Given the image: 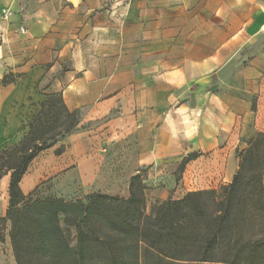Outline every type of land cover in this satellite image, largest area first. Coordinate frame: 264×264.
<instances>
[{
  "label": "crops",
  "instance_id": "0c3cea01",
  "mask_svg": "<svg viewBox=\"0 0 264 264\" xmlns=\"http://www.w3.org/2000/svg\"><path fill=\"white\" fill-rule=\"evenodd\" d=\"M109 1L0 0V79L18 76L0 86V142L29 125L52 94L81 117L77 133L32 162L22 191L51 179L67 201L98 192L129 199L144 168L147 186L164 190L159 201L231 184L238 153L264 134V0H169L170 42L191 46L189 57L185 48L175 56L190 61V72L124 64L131 55L122 51L123 8Z\"/></svg>",
  "mask_w": 264,
  "mask_h": 264
},
{
  "label": "trees",
  "instance_id": "16d2710c",
  "mask_svg": "<svg viewBox=\"0 0 264 264\" xmlns=\"http://www.w3.org/2000/svg\"><path fill=\"white\" fill-rule=\"evenodd\" d=\"M17 78L8 74L0 86ZM80 123V113L67 109L62 94H52L24 137L0 149V183L10 177L0 226L10 225L17 264H264V134L238 153L231 184L179 201L158 200L149 207L147 168L132 178L129 199L99 192L75 201L55 191L45 198L24 194L21 183L32 162L77 133ZM63 152L64 146L56 154ZM197 158H185L178 174Z\"/></svg>",
  "mask_w": 264,
  "mask_h": 264
},
{
  "label": "rangeland",
  "instance_id": "374dc122",
  "mask_svg": "<svg viewBox=\"0 0 264 264\" xmlns=\"http://www.w3.org/2000/svg\"><path fill=\"white\" fill-rule=\"evenodd\" d=\"M115 0H110L108 4H114ZM188 6L193 5L194 0H187ZM116 4L122 6L123 14V44L122 51L124 55H131V57L124 59V64L129 66H136L138 68H157L161 69L169 67L170 70L180 67L190 72L192 64L187 59L178 60L175 59L177 52H183L185 48L186 56H190V45H176L172 44L170 34L173 33L171 23L169 21V0H116ZM147 12L149 13V23H154L155 44H147L146 39V24L148 20ZM188 19L194 16V8L188 9ZM152 17L154 19H152ZM150 31V30H149ZM177 31V30H175ZM189 37L194 30H184ZM147 52H154L155 60L147 61L142 58L143 54ZM190 96V93L186 97ZM28 131V125L21 127L19 134L10 136L5 141L0 142V149L11 146L19 142L24 133ZM57 152V151H56ZM9 176V175H8ZM8 180V179H7ZM7 182V181H6ZM35 194L39 197L45 198L54 193V184L52 180H46L41 183L35 190ZM164 194L162 188H152L149 192V207L155 201H158ZM79 197L74 196L72 199ZM9 206L8 189L5 187V183L0 188V217H4ZM10 225L3 224L0 226V264H17L13 255V250L9 237ZM70 236L73 240L72 244H75V230L69 228Z\"/></svg>",
  "mask_w": 264,
  "mask_h": 264
},
{
  "label": "built area",
  "instance_id": "2783aa9c",
  "mask_svg": "<svg viewBox=\"0 0 264 264\" xmlns=\"http://www.w3.org/2000/svg\"><path fill=\"white\" fill-rule=\"evenodd\" d=\"M21 31L22 32H26V29L24 27H22Z\"/></svg>",
  "mask_w": 264,
  "mask_h": 264
}]
</instances>
